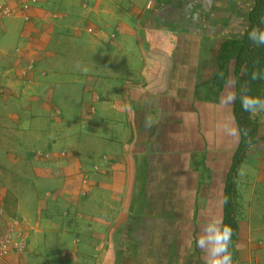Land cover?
<instances>
[{"label": "crops", "instance_id": "0c3cea01", "mask_svg": "<svg viewBox=\"0 0 264 264\" xmlns=\"http://www.w3.org/2000/svg\"><path fill=\"white\" fill-rule=\"evenodd\" d=\"M254 5L38 0L29 22H0V233L13 220L27 233L26 251L0 264H207L196 237L225 221L241 145L235 61L222 88L213 55L243 39ZM253 116L258 142L237 178L241 264H264V111ZM33 132L46 137L36 149Z\"/></svg>", "mask_w": 264, "mask_h": 264}, {"label": "trees", "instance_id": "16d2710c", "mask_svg": "<svg viewBox=\"0 0 264 264\" xmlns=\"http://www.w3.org/2000/svg\"><path fill=\"white\" fill-rule=\"evenodd\" d=\"M248 23L249 27L241 41L225 42L219 46L218 54L213 55L214 63L217 66L222 64L220 72L227 74L220 84L221 87L228 82L229 71L225 70L224 66L230 64L232 60L235 61V73L238 75L240 85L234 112L241 133V145L235 153L233 165L227 176L224 200L226 213L224 224L230 225L233 229L229 251L232 253L234 264H241L237 250L239 234L237 178L241 166L247 160L252 146L258 142L259 136V124L253 116L254 112L244 111L240 98L242 94H247L264 99V45L254 44L248 38L249 32L254 28L264 29V0H255V5L248 16ZM254 73L259 78L253 79Z\"/></svg>", "mask_w": 264, "mask_h": 264}, {"label": "clouds", "instance_id": "9594fccd", "mask_svg": "<svg viewBox=\"0 0 264 264\" xmlns=\"http://www.w3.org/2000/svg\"><path fill=\"white\" fill-rule=\"evenodd\" d=\"M248 38L254 44L264 45V29L254 28ZM252 78L259 77L254 73ZM228 99L232 101L235 97L229 96ZM240 100L244 111H264V99L242 94ZM232 235L233 229L222 220L211 219L203 224L202 232L196 237V246L207 253V264H234L229 251Z\"/></svg>", "mask_w": 264, "mask_h": 264}, {"label": "built area", "instance_id": "2783aa9c", "mask_svg": "<svg viewBox=\"0 0 264 264\" xmlns=\"http://www.w3.org/2000/svg\"><path fill=\"white\" fill-rule=\"evenodd\" d=\"M38 0L23 1L21 5L10 6L9 0H0V22L22 13L26 22L30 21L29 11ZM35 71V62L30 61L22 70L24 77ZM26 228L16 220L9 221L0 233V259L14 254H22L27 249Z\"/></svg>", "mask_w": 264, "mask_h": 264}, {"label": "rangeland", "instance_id": "374dc122", "mask_svg": "<svg viewBox=\"0 0 264 264\" xmlns=\"http://www.w3.org/2000/svg\"><path fill=\"white\" fill-rule=\"evenodd\" d=\"M76 58H79V57H76ZM73 63H74V61L71 60V57H69V56H62L59 59V65L63 64L64 67L66 66L64 68V70H67L69 72V74H71V72H77L76 68H74ZM63 66L61 65L60 67L63 69ZM69 74L67 72H64V75H63L64 79L70 80V78H72L73 76L77 77V75H72V77H71ZM68 87H70V86H68ZM61 90L65 91V90H68V89L62 88ZM58 97H59V95H58ZM60 97H65V95L61 94ZM42 131L44 132V135H45L48 130L42 129ZM38 136L39 135L36 132L30 133L28 136H24V141H25L26 144L31 145L32 148L36 149V148L42 146V145L39 144L40 140L37 139ZM39 138L40 139H45L46 137H43L42 135H40ZM30 149L31 148L28 147L29 151H27V153L30 152ZM37 154L39 156L44 155L43 152H41V151H39ZM239 188H241V187L239 186ZM70 242H71V240L68 237L66 240L63 241L62 244L67 246V245H70ZM62 244H61V247L65 248Z\"/></svg>", "mask_w": 264, "mask_h": 264}]
</instances>
